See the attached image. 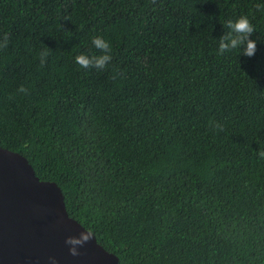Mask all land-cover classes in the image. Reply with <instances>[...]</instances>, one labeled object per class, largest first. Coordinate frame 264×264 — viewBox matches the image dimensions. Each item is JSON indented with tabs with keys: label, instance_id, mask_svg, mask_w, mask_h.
I'll use <instances>...</instances> for the list:
<instances>
[{
	"label": "trees",
	"instance_id": "16d2710c",
	"mask_svg": "<svg viewBox=\"0 0 264 264\" xmlns=\"http://www.w3.org/2000/svg\"><path fill=\"white\" fill-rule=\"evenodd\" d=\"M258 4L0 0V147L55 182L118 264H264ZM240 16L255 54H219ZM96 36L111 61L81 68L105 54Z\"/></svg>",
	"mask_w": 264,
	"mask_h": 264
},
{
	"label": "water",
	"instance_id": "95a60500",
	"mask_svg": "<svg viewBox=\"0 0 264 264\" xmlns=\"http://www.w3.org/2000/svg\"><path fill=\"white\" fill-rule=\"evenodd\" d=\"M90 233L68 215L52 181L39 180L27 160L0 147V264H118L91 234L82 244L69 237ZM76 248L78 255L70 253Z\"/></svg>",
	"mask_w": 264,
	"mask_h": 264
},
{
	"label": "clouds",
	"instance_id": "9594fccd",
	"mask_svg": "<svg viewBox=\"0 0 264 264\" xmlns=\"http://www.w3.org/2000/svg\"><path fill=\"white\" fill-rule=\"evenodd\" d=\"M257 10L264 11V4H258ZM225 26L231 29V31L222 36L219 41V54L223 55L226 51L232 49H242L241 54L251 57L256 52V41L250 39L249 37L253 32L256 31L254 25L250 22L247 16H240L235 20H228L225 22ZM8 40L7 34H5V40L2 47H7ZM92 44L95 48L102 50L105 54L99 57L89 58V56L80 54L75 57V61L81 68L88 69L91 65H95L97 69L103 70L111 61V46L100 36L93 37ZM48 52H45L42 55H47ZM41 65H43V60H41ZM18 91L27 92V89L21 86ZM260 157L264 158V150L259 152ZM90 233H82L79 238L69 237L66 239V243L71 245L82 244L90 239ZM70 253L73 256L78 255L76 248L72 247ZM55 264V258L50 257Z\"/></svg>",
	"mask_w": 264,
	"mask_h": 264
}]
</instances>
